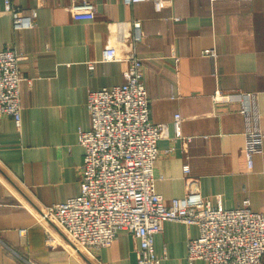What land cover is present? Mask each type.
<instances>
[{
  "label": "crops",
  "instance_id": "1",
  "mask_svg": "<svg viewBox=\"0 0 264 264\" xmlns=\"http://www.w3.org/2000/svg\"><path fill=\"white\" fill-rule=\"evenodd\" d=\"M91 2L94 18L82 19L69 12L71 0H12L20 15L33 17L32 28L15 30L0 0V51L18 54L25 79L20 126L0 118V264H91L41 212L79 194L88 92L124 82L131 48L142 59L150 121L166 126L154 169L163 201L191 187L224 210L247 199L264 212V0ZM108 48L115 60L103 59ZM250 128L262 132L259 154L245 152ZM197 237L196 226L165 222L154 237L159 264H189L187 245ZM136 248L120 232L92 263L136 264Z\"/></svg>",
  "mask_w": 264,
  "mask_h": 264
},
{
  "label": "built area",
  "instance_id": "2",
  "mask_svg": "<svg viewBox=\"0 0 264 264\" xmlns=\"http://www.w3.org/2000/svg\"><path fill=\"white\" fill-rule=\"evenodd\" d=\"M3 1L15 30L33 27V17L20 15L12 0ZM145 1L124 0L128 5ZM156 4L158 7L159 2ZM68 10L74 18L95 16L91 0H71ZM132 28L134 40H140V24L133 22ZM116 55L114 48H108L103 59L115 60ZM19 60L11 48L0 51V118L8 117L16 126L21 122V83L25 81ZM123 62L126 69L121 85L88 92L89 128L78 131V143L84 149L79 194L61 204L45 207L41 220L52 223L74 253L85 252L92 259L102 249L111 247L118 233L124 232L137 242L136 264H159L154 237L170 221L198 228V237L189 240L187 245L189 264L196 261L264 264V212L252 211L249 200H244L239 208L224 210L213 206L191 187L184 197L174 198L167 204L156 192L157 142L166 135V126L150 121L143 63L134 48ZM247 112V108H242L241 113ZM173 120L180 136L181 118L175 115ZM244 135L245 152L261 153L262 132L250 128ZM183 172L189 173L187 165ZM48 241H52L51 237Z\"/></svg>",
  "mask_w": 264,
  "mask_h": 264
},
{
  "label": "rangeland",
  "instance_id": "3",
  "mask_svg": "<svg viewBox=\"0 0 264 264\" xmlns=\"http://www.w3.org/2000/svg\"><path fill=\"white\" fill-rule=\"evenodd\" d=\"M43 222V221H42ZM44 223V222H43ZM49 225L54 226L52 223H49ZM55 227V226H54ZM69 244V243H68ZM82 256V254H79ZM85 256L86 260H89L88 262H91V264H93L92 262H94V259L90 258L85 252H83V257Z\"/></svg>",
  "mask_w": 264,
  "mask_h": 264
}]
</instances>
